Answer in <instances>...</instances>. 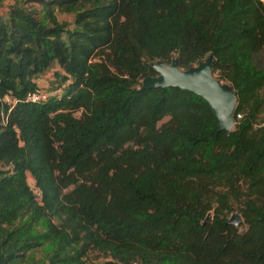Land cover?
<instances>
[{
    "label": "trees",
    "instance_id": "1",
    "mask_svg": "<svg viewBox=\"0 0 264 264\" xmlns=\"http://www.w3.org/2000/svg\"><path fill=\"white\" fill-rule=\"evenodd\" d=\"M33 1L0 13V264H264V0ZM208 56L230 131L143 86Z\"/></svg>",
    "mask_w": 264,
    "mask_h": 264
},
{
    "label": "water",
    "instance_id": "2",
    "mask_svg": "<svg viewBox=\"0 0 264 264\" xmlns=\"http://www.w3.org/2000/svg\"><path fill=\"white\" fill-rule=\"evenodd\" d=\"M158 75L146 77L143 86L154 87H179L203 97L212 107L219 122L220 130H232L235 126L234 112L237 106V95L233 87L212 73V58L197 66L182 70L179 68L175 57L171 64L161 61L152 63ZM243 218L240 213H232L229 223L241 225Z\"/></svg>",
    "mask_w": 264,
    "mask_h": 264
},
{
    "label": "rangeland",
    "instance_id": "3",
    "mask_svg": "<svg viewBox=\"0 0 264 264\" xmlns=\"http://www.w3.org/2000/svg\"><path fill=\"white\" fill-rule=\"evenodd\" d=\"M23 1H25V4H36V1L33 0H4L3 6L0 8V13H6L9 10V7L13 4H15L16 2H20L22 3ZM58 18L60 19V21H66L69 23V26H72L73 20H74V16L73 14H69V13H59L58 14ZM258 63L260 65H264V54H260L258 57ZM55 78L53 75L52 71H46L45 73H43L39 79H38V83L39 85L43 88V90H54V85H55ZM47 92V91H46ZM261 117H264V113L261 115ZM28 177V181L30 182V185L32 188H35V180L32 177V175L30 173H28L27 175ZM233 212H237L240 213L238 207H234ZM232 212V213H233ZM231 214H229V218L231 217Z\"/></svg>",
    "mask_w": 264,
    "mask_h": 264
},
{
    "label": "built area",
    "instance_id": "4",
    "mask_svg": "<svg viewBox=\"0 0 264 264\" xmlns=\"http://www.w3.org/2000/svg\"><path fill=\"white\" fill-rule=\"evenodd\" d=\"M29 98L31 100H39L41 99V94L39 92H33L29 94Z\"/></svg>",
    "mask_w": 264,
    "mask_h": 264
}]
</instances>
